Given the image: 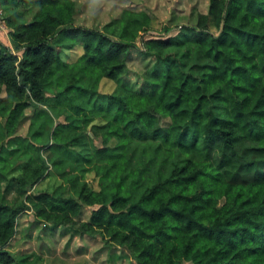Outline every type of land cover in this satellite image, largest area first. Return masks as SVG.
I'll return each instance as SVG.
<instances>
[{"label": "trees", "instance_id": "16d2710c", "mask_svg": "<svg viewBox=\"0 0 264 264\" xmlns=\"http://www.w3.org/2000/svg\"><path fill=\"white\" fill-rule=\"evenodd\" d=\"M0 4V264H36L7 245L28 210L124 245L137 264H264V0H209L147 37L145 9L97 26L76 22V0ZM73 45L80 54L61 57ZM137 47L152 61L132 83ZM102 77L116 87L100 90Z\"/></svg>", "mask_w": 264, "mask_h": 264}, {"label": "rangeland", "instance_id": "374dc122", "mask_svg": "<svg viewBox=\"0 0 264 264\" xmlns=\"http://www.w3.org/2000/svg\"><path fill=\"white\" fill-rule=\"evenodd\" d=\"M78 11L76 22L86 25L101 26L103 22L117 15L124 6L134 9H145L151 15L149 28L142 32V35L157 36L167 33L163 25L167 24L171 28L169 33L177 31V27L184 22H193L197 13L206 12L209 0H76ZM34 9V8H33ZM33 9L20 8L24 11V16L31 17ZM209 28L216 32L217 27L209 19ZM9 27L2 15L0 4V38L10 43ZM140 44V38H137ZM60 55L64 59L71 60L81 52L79 45L72 47H60ZM152 55L144 54L139 48H131L128 54V69L124 79L135 83L138 81L140 72L151 63ZM117 85L116 81L102 77L99 82V89L111 91ZM5 94L4 88L0 85V95ZM29 111V110H28ZM60 118H63L61 115ZM163 123L168 121L167 117L161 118ZM96 121H100L96 118ZM28 127V118L23 120L19 131L25 133ZM99 142L100 140H96ZM47 156L52 152L44 150ZM87 178L96 185V177L88 173ZM5 182L0 181V189H4ZM45 185V179L39 180L37 184L30 188L41 189ZM9 193L16 198L24 197L25 193L10 189ZM93 206L84 205L77 213L79 219H87L90 209ZM8 247L18 255L22 252H32L36 264H137L134 257L129 253L127 247L119 244H110L99 233L88 234L86 232H76L73 229L67 230L62 225L51 228L44 221L35 219L32 210L24 211L18 216L17 231L9 240ZM36 252V253H35ZM35 254V255H34Z\"/></svg>", "mask_w": 264, "mask_h": 264}]
</instances>
